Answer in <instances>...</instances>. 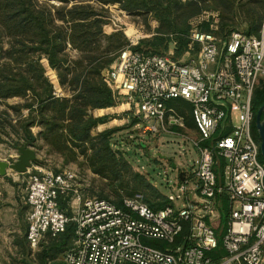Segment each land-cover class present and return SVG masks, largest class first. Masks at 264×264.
I'll return each instance as SVG.
<instances>
[{
  "label": "built area",
  "instance_id": "built-area-1",
  "mask_svg": "<svg viewBox=\"0 0 264 264\" xmlns=\"http://www.w3.org/2000/svg\"><path fill=\"white\" fill-rule=\"evenodd\" d=\"M204 23L212 32L201 30ZM190 25L187 60L136 51L137 39L118 53L104 79L133 108L137 131L181 135L193 143L199 153L196 184L176 182L169 205L155 211L142 194L121 207L83 200L74 172L35 167L27 173V241L33 251L74 224L62 264H264V163L252 109L254 92L264 83V24L260 37L235 31L227 38L214 34L217 12H203ZM173 100L190 105L196 137L185 132V117L168 106ZM71 194L76 200L68 216L59 200ZM223 199L230 208L225 255L215 260Z\"/></svg>",
  "mask_w": 264,
  "mask_h": 264
},
{
  "label": "trees",
  "instance_id": "trees-1",
  "mask_svg": "<svg viewBox=\"0 0 264 264\" xmlns=\"http://www.w3.org/2000/svg\"><path fill=\"white\" fill-rule=\"evenodd\" d=\"M111 6L139 18L148 29L150 37L141 40L136 51L168 55L174 43L177 59L188 52L190 23L203 12L219 14L218 31L214 33L218 37L227 38L235 31L260 37L264 0H0V105L5 107L0 112V141L5 137L15 148L44 151L45 159L35 164L38 167H46V159L51 156L60 158L64 165L87 167L103 182L101 191L114 195V200L103 193L98 198L118 207L125 199L141 194L139 189H151L154 195L145 201L151 209L159 211L169 205V200L162 197V203H155L153 199L159 193L143 175L133 171L125 154L115 149L113 138L118 130L94 134L108 120L96 118L94 112L120 104L104 79V73L122 50L121 34L105 36L106 7ZM151 20L157 22L154 30ZM201 30L212 32L209 23H204ZM70 51L76 52L73 59ZM44 60L56 72L60 92L47 76ZM12 99L22 103L7 104ZM263 105L264 83L255 90L252 100L253 134L259 145L255 121ZM168 106L185 116L187 126L192 127L189 104L173 100ZM33 128L41 130L37 136L32 133ZM40 140L43 146L38 145ZM260 160L264 163L261 153ZM223 165L221 160L216 169L218 175ZM70 198L59 200L61 210L68 216H72L68 207ZM229 212L228 201L223 199L217 231L219 247L211 253L215 260L225 255L222 238ZM74 230V224H70L59 237L48 235L42 250L35 257L31 253L26 257L31 264H62L61 257L72 244ZM185 234L186 231L182 236Z\"/></svg>",
  "mask_w": 264,
  "mask_h": 264
},
{
  "label": "rangeland",
  "instance_id": "rangeland-1",
  "mask_svg": "<svg viewBox=\"0 0 264 264\" xmlns=\"http://www.w3.org/2000/svg\"><path fill=\"white\" fill-rule=\"evenodd\" d=\"M108 11V24L105 26L106 38L113 34H121L122 50L130 45V41L141 40L150 37L148 29L139 18L132 17L120 10L118 6L106 7ZM151 29L157 27V22L150 21ZM104 45L107 46V40H104ZM173 45H175L173 43ZM176 47V46H175ZM169 54L175 55V48L169 49ZM70 57L73 59L76 52L70 51ZM118 55V54H117ZM117 58V57H116ZM187 57L181 56L177 60L185 61ZM47 69V76L60 92L58 78L55 71L51 70L47 61H43ZM263 83H261L262 85ZM260 85V86H261ZM259 86V87H260ZM22 103L21 100H9L7 104L14 105ZM184 109V107H181ZM5 109L0 105V111ZM132 107L127 105V101L122 98L119 106L111 109H106L102 116H98L94 112L96 118L108 117L107 123L101 125L94 131V134L101 133L107 130H118L114 136L115 149L123 152L126 158L130 161L133 171L143 175L145 179L152 185L155 192L159 193L153 199L155 203H162V197H168L172 193L171 185L173 182H178L177 171L173 172L172 164L186 163L192 159H199V153L194 148L190 140L183 138L181 135H161L154 136L150 134L143 135L136 130V121L133 119ZM27 115V111L23 112ZM134 124V126H133ZM98 129L101 131L99 132ZM7 139V138H6ZM197 139V138H195ZM5 142H7L5 140ZM1 158H7L8 155L3 154ZM45 159V158H44ZM196 165V162L191 161L189 165ZM185 164H181L183 167ZM35 166V165H34ZM193 166V167H194ZM45 171L56 174L65 171H72L77 176L78 183L82 186L81 197L83 200L90 198H98L102 193L109 196L110 200H114V195L111 191H101L103 182L99 177L94 175L87 167L80 168L76 164L64 165L58 157H48L46 159ZM221 170V168H220ZM29 176L19 180L20 189L17 191V200L13 206L8 208L6 216L0 217V264H31V260L27 253H31L33 257L39 253L42 248L33 251L27 241L26 233L28 229V221L24 216L28 213L27 205V187ZM146 199H152L154 191L151 189H139ZM69 211L72 213L71 205L75 199L70 195ZM28 217V216H27ZM63 257H61L62 261Z\"/></svg>",
  "mask_w": 264,
  "mask_h": 264
},
{
  "label": "crops",
  "instance_id": "crops-1",
  "mask_svg": "<svg viewBox=\"0 0 264 264\" xmlns=\"http://www.w3.org/2000/svg\"><path fill=\"white\" fill-rule=\"evenodd\" d=\"M14 100V99H13ZM18 100V99H15ZM9 102V101H7ZM18 104V103H17ZM2 111V110H1ZM0 111V112H1ZM97 113L98 116H102L105 114L106 110H102V111H95ZM191 116V124L192 127H188L187 123V130L185 131L187 134L192 135L193 137H196V132H195V125L193 122V118L192 115ZM185 117V116H184ZM105 126V125H103ZM102 126H100L101 128ZM41 130L38 128H33L32 129V133L37 136L39 134ZM98 131L100 132L101 130L98 129ZM183 131V130H182ZM180 131V132H182ZM2 141H0V162H13V161H17L19 158V152L18 149L19 148H15L14 146H12V143L6 139L5 137H2ZM5 140L7 142H5ZM39 146H43V141L40 140L38 142ZM21 148V147H20ZM35 151H37L38 155H39V161L43 160L45 158V152H40L36 149H34ZM8 155V157L6 158H1L3 157L2 155ZM196 162V165H189L190 162ZM187 161L186 163H181V164H185L183 167H181L178 164L173 163L172 167H173V172L177 171L176 176H178L179 182H188L190 185H195L196 184V179L194 177V172L196 171L198 164H199V159L198 158H194L192 160ZM174 166L176 167V169L174 170ZM194 166V167H193ZM35 167L38 166H33V168L31 170H34ZM42 168V167H41ZM45 169V168H43ZM183 175L184 180L182 181L180 176ZM29 175L25 174V175H18L12 171L8 172V175L6 177H0V217L1 216H6L7 212L9 211L8 208L10 206H13L17 200V191H19L20 189V185H19V180H25ZM174 184L176 182H173ZM171 185L172 187V191H173V185ZM83 191V190H82ZM195 199V198H194ZM71 207L73 208V204L71 205ZM11 208V207H10ZM29 207H28V213L24 216V218H27L28 214H29Z\"/></svg>",
  "mask_w": 264,
  "mask_h": 264
},
{
  "label": "water",
  "instance_id": "water-1",
  "mask_svg": "<svg viewBox=\"0 0 264 264\" xmlns=\"http://www.w3.org/2000/svg\"><path fill=\"white\" fill-rule=\"evenodd\" d=\"M171 47H174V45L171 44L170 48ZM255 126L260 139V153L264 160V105L256 114ZM18 152L19 158L17 161L0 162V177H6L9 171L18 175H25L39 161L37 151L32 148L22 147L18 149ZM175 169L176 167L174 166V170ZM180 178L182 181L184 180L183 175H181Z\"/></svg>",
  "mask_w": 264,
  "mask_h": 264
}]
</instances>
